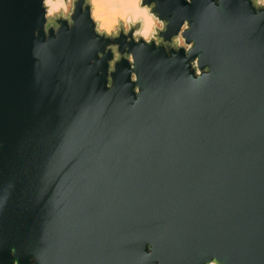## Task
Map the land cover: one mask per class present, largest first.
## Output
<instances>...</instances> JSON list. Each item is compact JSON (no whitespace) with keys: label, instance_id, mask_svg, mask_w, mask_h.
I'll return each instance as SVG.
<instances>
[{"label":"water","instance_id":"1","mask_svg":"<svg viewBox=\"0 0 264 264\" xmlns=\"http://www.w3.org/2000/svg\"><path fill=\"white\" fill-rule=\"evenodd\" d=\"M153 2L172 31L193 25L212 72L198 92L183 66L156 69L167 45L132 64L122 39L113 65L80 5L42 28L40 0H0V264L9 246L19 264H145L149 247L264 264V12Z\"/></svg>","mask_w":264,"mask_h":264},{"label":"clouds","instance_id":"2","mask_svg":"<svg viewBox=\"0 0 264 264\" xmlns=\"http://www.w3.org/2000/svg\"><path fill=\"white\" fill-rule=\"evenodd\" d=\"M240 2L248 6L246 0H240ZM250 4L257 12H264V0H250ZM77 5L86 9L90 26L97 40L110 42L107 45L111 46L113 65L120 60L121 45L117 41L123 39L125 47L131 49L128 61L132 64L135 63L134 53L137 48L159 50L164 44L167 45L164 50L169 53L170 63L168 60H159L156 63V69H159L162 64H168V67L183 66L180 79L184 80L194 93L202 89L211 79L212 72L207 71L210 67L206 66L204 48L193 36V25L188 19H184L179 27L172 31L171 19L163 17L157 11V5L153 0H147V2L146 0H40L42 16L37 18V23L42 22V28L45 23L59 27H64L65 22L74 23ZM191 5L192 0H187L182 7ZM224 6L225 0H207L205 10L215 9L218 12ZM170 30L173 33L171 35H169ZM51 35L56 37L57 33L52 32ZM194 66L204 71L194 70ZM133 79H135L134 75ZM123 87L128 88L130 84L125 83ZM142 96L143 94L135 96V99L128 97L131 101L130 111H135L139 107ZM8 187L10 189L12 185ZM6 204L7 198L4 206ZM8 251L11 264H19L22 254L18 252L17 247L9 246ZM141 254L145 264H153L154 261L159 264L150 247L147 252L142 249ZM35 258L38 260V257ZM205 259L206 264H220L218 257L211 256Z\"/></svg>","mask_w":264,"mask_h":264},{"label":"flooded vegetation","instance_id":"3","mask_svg":"<svg viewBox=\"0 0 264 264\" xmlns=\"http://www.w3.org/2000/svg\"><path fill=\"white\" fill-rule=\"evenodd\" d=\"M47 26H49V25L47 24Z\"/></svg>","mask_w":264,"mask_h":264}]
</instances>
